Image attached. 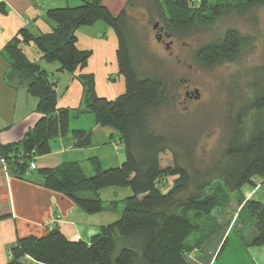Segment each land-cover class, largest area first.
Instances as JSON below:
<instances>
[{"label":"trees","instance_id":"1","mask_svg":"<svg viewBox=\"0 0 264 264\" xmlns=\"http://www.w3.org/2000/svg\"><path fill=\"white\" fill-rule=\"evenodd\" d=\"M80 1L76 6L46 10L47 19L55 24L50 33L36 35L23 28L6 45L12 77L25 83L27 91L37 98L36 110L42 117L20 141L0 144V158L11 173L24 177L34 170H29V165L36 156L49 153L51 141L60 136L70 133L76 146L91 144L90 132L70 127L71 111L87 110L97 124L116 130L125 146L126 160L108 168L97 157H91L88 164L66 161L41 168L45 187L67 196L89 214L104 209V188L127 187L132 194L125 198L119 218L102 225L89 241L71 240L53 228L41 237L18 238L5 264H186L184 255L199 249L221 227L220 216L213 210L225 206L227 197L241 192L243 186L264 184V65L253 68L246 93L239 96L240 105L229 107L221 155L211 163L198 164L193 147L176 143L171 135L152 127L153 115L169 99L165 80L143 73L135 64L129 12L132 2L115 14L105 0ZM214 1L220 0H151L159 12L160 26L171 36L213 23L206 18ZM260 6L264 0H247L221 9L225 15ZM214 10L216 18L218 9ZM99 21H104L117 38L116 58L125 89L114 98L98 95L94 74L83 71L93 50L77 45V30ZM249 41V36L231 30L200 49L197 58L208 65L232 62ZM27 43H33L46 62H58L60 71H79L81 106L71 109L58 105L56 81L51 72L27 56L22 47ZM169 155L171 159L165 163ZM89 170L91 174H87ZM239 205L235 223L242 220V210L248 207L246 216L256 228L251 244H264V204L251 198L241 199Z\"/></svg>","mask_w":264,"mask_h":264},{"label":"crops","instance_id":"2","mask_svg":"<svg viewBox=\"0 0 264 264\" xmlns=\"http://www.w3.org/2000/svg\"><path fill=\"white\" fill-rule=\"evenodd\" d=\"M55 6H62V1L0 0V144L20 141L42 117L36 110L37 98L27 91L25 83L12 77L10 58L5 47L23 28L36 35L53 31L55 24L47 19L46 10ZM79 29L78 42L81 41L82 32ZM111 32L108 27L97 37L86 31L82 40L93 50L83 71L96 77L93 60L100 55L105 79L101 90L99 84L96 85V91L98 95L108 98H114L125 89L116 58L117 38ZM22 47L30 59L51 72L56 81L58 105L71 109L81 106L83 87L77 78L79 71H60L59 64L46 62L33 43L23 44ZM85 114H88L87 110H72L70 127L90 132L91 144L76 146L70 133L60 136L51 141L49 153L36 156V168L24 177L11 173L0 158V264L9 260L10 249L18 238L30 235L41 237L53 228H59L71 240L89 241L92 231H99L102 225L110 223L111 212L116 215L121 213L120 204L123 205L125 198L132 194L127 187L104 188L101 190L104 209L89 214L67 196L45 187L39 173L41 168L56 167L66 161L88 164L91 157H97L101 165L108 168L121 165L126 160L125 146L120 142L116 130L97 124L94 115ZM81 116H87V123ZM256 187L245 185L241 193L246 196L245 199L253 198L264 204V184ZM237 210L235 208V211L220 216L219 230L199 249L184 255L186 264H264V244H251L256 234L254 221L245 216V219L235 223ZM87 231H90L89 234ZM29 264L41 263L29 261Z\"/></svg>","mask_w":264,"mask_h":264},{"label":"rangeland","instance_id":"3","mask_svg":"<svg viewBox=\"0 0 264 264\" xmlns=\"http://www.w3.org/2000/svg\"><path fill=\"white\" fill-rule=\"evenodd\" d=\"M60 1H62V6L81 4L80 0H69L68 3L67 0ZM245 1L247 0L214 1L206 18H211L213 23L199 25L181 35L166 36L165 38L170 44L166 48L164 42H160L156 38L157 32L153 26L156 23L160 25L161 20L159 12L153 7L151 0H105L106 5L115 14L132 2V9L129 12L134 35L132 45L135 64L143 73L159 76L166 82L169 102L162 110L153 115V129L156 132L171 135L176 143L181 141L189 148L193 147V152L196 155L195 160L201 165L211 163L221 155L225 144L227 131L225 119L229 107L232 104L234 108L240 105L242 99L239 96L241 93H246V86L253 77V68L264 65V6L251 9L249 12L233 11L222 15L221 7L228 4L239 6ZM213 8L218 9L219 16L216 18ZM79 30L82 32L78 45L88 47L83 43L86 31L99 37L105 30H108V26L104 21H99L94 25H84ZM231 30L251 38L247 48L235 61L208 65L198 60L197 52L200 49L221 39ZM111 34L115 35L113 31ZM88 48H91L90 45ZM93 62L96 70V85L99 84L101 90L105 71L101 70L100 55ZM54 64L58 65L59 63L54 62ZM188 88L198 89L200 97L193 99L186 107L182 102L184 91ZM85 115L93 117L91 112ZM85 117L87 116H81V119L87 123ZM170 159L169 155L164 159V162L167 163ZM91 172L87 171V174H91ZM164 190H168V187ZM245 197L241 192L232 193L227 197L225 206L216 207L213 211L221 216L223 213L226 215L229 214V211H235V208L240 210L241 199L242 202L251 199H245ZM122 206L120 204L119 208ZM242 211V219H245L249 209L245 207ZM110 215H112L110 222H113L121 213L118 212L116 215L111 212ZM89 232L87 231V234Z\"/></svg>","mask_w":264,"mask_h":264},{"label":"flooded vegetation","instance_id":"4","mask_svg":"<svg viewBox=\"0 0 264 264\" xmlns=\"http://www.w3.org/2000/svg\"><path fill=\"white\" fill-rule=\"evenodd\" d=\"M130 5L128 4V5H125V7H129ZM156 25V28H154L155 30H156V38H157V40L158 41H160V42H164V44H165V47L166 48H168L169 46H170V44H169V42H167V40H166V36H169L168 34H167V32H165L164 31V29H163V27H161L160 25H159V23H156L155 24ZM154 25V26H155ZM153 26V27H154ZM185 88H187V86H185ZM194 91H195V89L194 90H191V89H185V91H184V98H183V104L186 106V107H188V105H189V103L193 100V99H197V98H199L200 97V95L198 96V95H196L195 93H194Z\"/></svg>","mask_w":264,"mask_h":264},{"label":"built area","instance_id":"5","mask_svg":"<svg viewBox=\"0 0 264 264\" xmlns=\"http://www.w3.org/2000/svg\"><path fill=\"white\" fill-rule=\"evenodd\" d=\"M36 168V163H35V161H32L31 163H30V165H29V170H33V169H35ZM257 187H259V185L257 186ZM256 187V188H257Z\"/></svg>","mask_w":264,"mask_h":264},{"label":"water","instance_id":"6","mask_svg":"<svg viewBox=\"0 0 264 264\" xmlns=\"http://www.w3.org/2000/svg\"><path fill=\"white\" fill-rule=\"evenodd\" d=\"M154 28H156V25L154 26ZM194 93H195L196 95H199V90H198V89H195ZM95 233H97V231H92L91 235H93V234H95Z\"/></svg>","mask_w":264,"mask_h":264}]
</instances>
